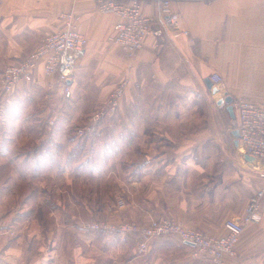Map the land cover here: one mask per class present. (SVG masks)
Masks as SVG:
<instances>
[{"label": "crops", "instance_id": "1", "mask_svg": "<svg viewBox=\"0 0 264 264\" xmlns=\"http://www.w3.org/2000/svg\"><path fill=\"white\" fill-rule=\"evenodd\" d=\"M143 9L163 34L127 57L110 40L120 18L101 13L96 0H0V264H206V255L194 257L195 247L176 235L152 240L141 256L139 236L83 226L170 218L221 237L225 221L242 218L264 188V165L246 161L234 130L227 134L215 122L216 112L232 120L216 103L225 94L264 104V0H172L179 19L170 26L162 24L159 4L145 1ZM72 13L88 44L70 98L42 66L31 82L3 92L4 69L62 31L63 16ZM213 74L223 79L218 95L205 83ZM123 79L131 83L121 105L98 123L94 138L55 133L49 117L56 106L67 115L74 101L77 113L92 117ZM43 177L51 178L47 189ZM76 178L81 198L74 199V188H58L72 197L56 203L55 181ZM75 201L77 215L69 211ZM261 215L246 225L229 264H264V197Z\"/></svg>", "mask_w": 264, "mask_h": 264}, {"label": "built area", "instance_id": "2", "mask_svg": "<svg viewBox=\"0 0 264 264\" xmlns=\"http://www.w3.org/2000/svg\"><path fill=\"white\" fill-rule=\"evenodd\" d=\"M145 1L159 4L163 25L170 26L178 21L179 14L172 9V0H96L97 9L101 13L114 14L120 18L114 27L116 34L110 40L120 46L127 57H132L140 51L150 35L163 34L162 28L154 29V19L144 11ZM63 18L62 31L48 35L20 64L9 65L4 69L1 79L3 92L12 94L21 81L31 82L36 69L42 66L44 74L56 77L59 90L66 98H70V82L88 39L77 29L78 16L72 13ZM211 81L218 87L223 79L219 74H213ZM130 83L129 79H123L117 84L106 101L92 115L93 124L78 130L80 137L93 132L94 125L116 113ZM232 105L236 114V118L232 120L233 130L239 133L238 140L242 151L264 165V104L236 99ZM263 197L264 188L250 198L242 218H229L225 221L227 234L221 237L209 236L170 218L151 219L147 225H140L132 220H100L85 223L83 228L93 232L139 236L137 251L141 256L148 253L152 240L176 235L184 243L195 247L194 257L206 255V264H229L228 260L237 258V244L246 225L261 221Z\"/></svg>", "mask_w": 264, "mask_h": 264}, {"label": "rangeland", "instance_id": "3", "mask_svg": "<svg viewBox=\"0 0 264 264\" xmlns=\"http://www.w3.org/2000/svg\"><path fill=\"white\" fill-rule=\"evenodd\" d=\"M182 88H186V87H182ZM191 89L190 87H187L186 89ZM74 101H71V104L68 106H70V111L69 113L66 115L62 112V108L56 106V110L55 112L49 117V123L52 125V127L55 130L56 134H61L63 135L64 132L66 134L67 137H70L73 140H83V139H92L94 138L93 135H95V133L97 132V126L99 124L94 125L95 126V130L93 132H88L85 136L80 137L78 135V130L81 129L84 126H89L90 124H93L91 121V115H85L83 113H77L76 112V107H74ZM217 108V107H216ZM112 117V116H111ZM186 117V121L192 120L193 118L191 117V115H185ZM108 120H110L109 118L104 119L102 122H107ZM215 122H222L224 123L226 126L225 128V132L227 134L231 133L233 131V121L229 118V116L223 112V113H217L215 114ZM88 123V125H87ZM60 125V129L58 130V125ZM65 124V127L67 126L68 129L66 131H63V126ZM58 130V131H57ZM81 143V142H80ZM60 179V178H58ZM57 179V180H58ZM51 178L48 177H43L41 178V185H43V187H45L47 189L48 186H50L49 184L51 183ZM64 180L65 183H60L58 181H55V185L54 187L57 188V193H55L56 195V199L54 198V200L58 201L61 204L64 203V198H66L67 200H69L72 197V191H69V194H66L65 197H63V193L58 189V188H74V194L73 197L74 199H77L78 197L81 198L82 195V186H84L82 184V178H76L74 179V182H72V184L68 183L67 179H61V181ZM73 181V179H71ZM70 180V181H71ZM78 183V185H76ZM63 190V189H62ZM118 198L121 200H124L123 195L119 194ZM73 199V201H74ZM56 201V203H57ZM250 201V200H249ZM78 202L75 201V204L72 202V207L70 213L77 215L80 212L79 206L77 204ZM249 203V202H248ZM66 205H68V203H65ZM70 204V205H71ZM38 208V206H37ZM37 208H34L35 211H37ZM43 209L45 210L46 213V207L43 206ZM82 211V210H81ZM38 213L40 214L41 218L40 221H45V218L43 217V210H39ZM100 220H107V219H99V220H87L86 223H90L92 222H97Z\"/></svg>", "mask_w": 264, "mask_h": 264}, {"label": "water", "instance_id": "4", "mask_svg": "<svg viewBox=\"0 0 264 264\" xmlns=\"http://www.w3.org/2000/svg\"><path fill=\"white\" fill-rule=\"evenodd\" d=\"M205 83H206V86L208 87V89L214 94V95H218L220 93V90L217 86L214 85V83L211 81L210 78H207L205 79ZM233 101L234 99L232 97H230L229 95L225 94L223 97H220L218 100H217V105L220 106V107H223V106H226V110L229 112L232 120L236 118V114H235V110H234V107H233ZM233 135L234 137L236 138L235 140V145H239V140H238V137H239V133L237 130H234L233 131ZM244 159L250 163H256L257 162V159L249 154H244Z\"/></svg>", "mask_w": 264, "mask_h": 264}]
</instances>
